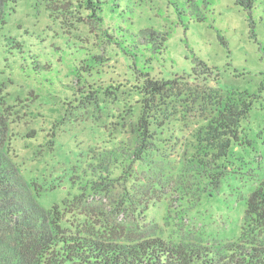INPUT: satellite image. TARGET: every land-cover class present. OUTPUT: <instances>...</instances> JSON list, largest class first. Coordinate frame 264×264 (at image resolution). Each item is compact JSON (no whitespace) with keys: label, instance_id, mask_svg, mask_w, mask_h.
<instances>
[{"label":"trees","instance_id":"1","mask_svg":"<svg viewBox=\"0 0 264 264\" xmlns=\"http://www.w3.org/2000/svg\"><path fill=\"white\" fill-rule=\"evenodd\" d=\"M20 1L0 0V264H264V239L259 236L264 233V181L244 200L248 234L243 232L236 241L230 242L202 237L192 230L194 225L187 228L181 225L187 233L182 232L175 240L107 237L106 218L95 216L92 221L85 208L72 210V203L52 207L41 203L45 187L41 179L31 175L34 170L17 152V142L25 144L24 152L31 158L30 163L42 162L44 166L57 148L64 150L65 146L61 142V129L57 128L61 126L59 117L49 121L34 111L20 113L17 104L13 105L9 99L8 84L3 78L6 72L13 74L18 70L35 77L45 75L38 65L39 59L29 57L27 43L18 35L8 34L6 29L8 17L16 11ZM45 1L47 10L73 29L87 25L89 18L100 22L104 28L106 20L110 31L107 36L119 45L124 58L131 61L129 69L135 80L128 85L138 104L131 114L122 111L110 116L114 109L111 111L108 107L107 98L113 96L116 102L119 97L114 92L119 88L115 83L108 87L91 84L88 88L84 86V91L79 90L77 103L83 107L111 111L106 114L108 124L96 127L103 135H111L81 151L76 161L68 162L72 173L76 174L70 178L71 187L78 186L69 192L73 202L80 205L82 199L94 196L100 187L109 183L121 184L123 188L125 194L120 206L135 204L131 198L133 189L138 188L140 177L147 172L155 176L153 187L148 190L163 192L161 202L167 205L173 200L179 202L185 210L177 212L176 216L181 222L192 223V212L199 211L204 196H213L212 191L221 190L228 164L233 158L240 161L235 156L236 150L252 148L242 130V122L252 109V99L239 92L222 94L214 88L205 90L203 87L207 86L202 87V84H207L215 73L202 62L198 65L203 69L200 74L198 67L192 76L155 79L146 69L151 60L145 58L155 40L151 35L145 47L137 44L141 30L137 31L129 21L126 0ZM169 1L178 12L188 5L195 10L200 3V0ZM236 2L244 4L243 0ZM163 37L158 43L161 47L167 40L165 34ZM67 38L63 37L64 43ZM76 54L72 73L79 82L87 80V74L103 72L107 62L104 56L91 51ZM193 81L202 84L194 85ZM101 94L108 97L104 100ZM72 101L68 105L71 108L75 107ZM38 120L41 123L46 120L44 125L48 129L25 125ZM110 125L118 126L113 128L116 133H112ZM81 146H77L79 151ZM173 180H176L174 185ZM142 204L149 206V196ZM88 224L91 227L86 228Z\"/></svg>","mask_w":264,"mask_h":264},{"label":"rangeland","instance_id":"2","mask_svg":"<svg viewBox=\"0 0 264 264\" xmlns=\"http://www.w3.org/2000/svg\"><path fill=\"white\" fill-rule=\"evenodd\" d=\"M126 1L129 21L137 31L141 30L137 44L140 48L145 47L151 35L155 40L152 51L147 52L145 57L151 60L146 69L155 79L192 76L198 67L200 74L203 69L198 65L202 62L213 68L215 74L211 75L207 84L193 81L194 85L201 83L202 87L207 86L203 87L205 90L214 88L222 94L239 92L252 99L251 112L242 122L244 137L252 148L248 151L236 150L235 156L240 161L233 158V162L228 164L221 190L212 191L213 196H204L202 207L192 212V223L187 220L181 222L176 216L177 212L185 210L179 202L173 200L167 205L161 202L163 192L148 190L153 187L151 184L155 176L147 172L140 177L138 188L133 189L131 198L135 204L120 206L125 194L123 188L121 184L113 186L109 183L100 187L94 196L82 199L80 205L74 203L69 192L78 186L71 187L70 178L76 174L72 173L68 162L76 161L80 152H85L89 146L94 147L107 137L109 139L111 133L103 135L96 127L108 124L106 114L110 110L114 109L110 111V116L122 111L131 114V110L138 105L128 86L135 82L129 69L131 61L124 58L119 45L107 36L110 31L106 20L104 28L100 22H92L89 18L87 25H78L73 29L69 23L64 24L63 20L47 10L45 0H21L16 11L8 17L6 29L8 34L18 35L27 43L29 57L31 60L39 59L38 65L45 75L35 77L18 70L13 74L6 72L3 78L8 84L9 99L13 105L17 104L20 113L34 111L49 121L59 117L61 126L57 125V128L61 129V142L65 148H57L53 156L45 159L48 162L46 166L42 162L30 163L31 158L24 152L26 146L21 141L17 142V152L28 160L29 167L34 170L31 175L34 179H41L45 187L46 192L41 197L43 205L52 207L54 204L63 206L72 203V210L85 208L92 221L95 216L104 217L108 223L107 237L175 240L182 232L187 233V225H194L192 230L202 237L209 236L217 242L236 241L243 232L248 234L245 230L244 200L264 181V0H243L244 4H237L236 0H200L195 10L188 5L182 7L181 12L173 4L170 5L169 0ZM119 22L123 24L122 20ZM164 34L167 40L161 47L158 43ZM66 36L67 42L64 43L62 39ZM81 51L98 53L107 62L103 72H94L92 76L87 74V80L79 82L72 69L76 52ZM112 83L119 86L118 90H114L119 95L116 102L113 96L101 94L102 99H109V111L100 112L94 106L83 107L77 103L79 90L84 91V86L88 88L95 84L108 87ZM71 101L76 108L68 106ZM46 120L25 125L35 124L38 129L47 130L44 125ZM113 128L118 126L110 125V129ZM114 129L112 133H116ZM79 144L82 145L80 151L77 149ZM52 163L57 166L51 168ZM38 169L40 172L36 173ZM172 182L174 185L176 180ZM147 196L150 204L146 208L142 203ZM181 225L186 228L182 230ZM94 228L98 226L94 225ZM259 236L264 239L263 232Z\"/></svg>","mask_w":264,"mask_h":264}]
</instances>
